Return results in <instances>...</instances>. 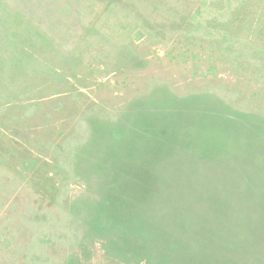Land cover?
<instances>
[{"label": "rangeland", "instance_id": "obj_1", "mask_svg": "<svg viewBox=\"0 0 264 264\" xmlns=\"http://www.w3.org/2000/svg\"><path fill=\"white\" fill-rule=\"evenodd\" d=\"M0 264H264V0H0Z\"/></svg>", "mask_w": 264, "mask_h": 264}]
</instances>
